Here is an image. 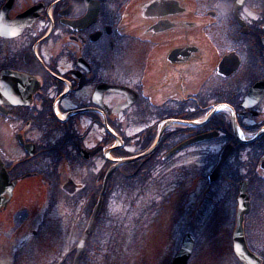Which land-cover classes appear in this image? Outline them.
I'll list each match as a JSON object with an SVG mask.
<instances>
[{
  "label": "flooded vegetation",
  "instance_id": "flooded-vegetation-1",
  "mask_svg": "<svg viewBox=\"0 0 264 264\" xmlns=\"http://www.w3.org/2000/svg\"><path fill=\"white\" fill-rule=\"evenodd\" d=\"M0 142L18 179L0 209V264H72L123 158L135 159L109 175L77 264L112 254L126 179L161 264L188 234L186 264H243L232 243L244 185L245 240L264 264V0H0ZM181 142L196 143L166 156ZM46 235L54 256L20 257ZM201 240L227 245L201 253Z\"/></svg>",
  "mask_w": 264,
  "mask_h": 264
},
{
  "label": "rangeland",
  "instance_id": "rangeland-1",
  "mask_svg": "<svg viewBox=\"0 0 264 264\" xmlns=\"http://www.w3.org/2000/svg\"><path fill=\"white\" fill-rule=\"evenodd\" d=\"M8 144H10V142H0V148L6 149L9 147ZM6 150L10 151V149ZM7 157L11 158L9 156ZM200 165L201 164H199V166ZM194 169L196 170V168H193V170ZM202 183L203 182L200 181L194 186H198L200 184L203 185ZM176 187H178V184H176ZM24 202L26 205V211H30L33 208L37 210L30 211V216L40 213V209L43 207V203H35L33 199H25ZM28 202H30L34 206L31 207L27 204ZM133 202H136L137 204L145 203L144 195L140 194L137 189H135L133 193L131 190H122V192H120L118 201L119 204L117 205L118 207L115 208L116 230L114 244L117 245V251L115 256L111 258L107 264H161V258L159 254L157 255L156 253L153 254L151 252L145 253L144 251H147V247L151 244L152 239L148 228L145 229L143 223L138 220V216H135L134 213L131 211L130 204L128 205V203ZM138 208L139 206L137 205V209ZM33 211H35L34 214H32ZM31 218L33 219V217ZM201 227H204L206 233L207 229L209 230V223L207 221L203 222V225H201ZM47 230L48 227L42 228L40 230V233L43 235L47 232ZM50 240L51 238L48 235L43 236L42 238H36L35 243H31V240V242H29L28 245L24 246V249L20 252V257L23 258L24 256L32 252H38L39 255L48 252L50 257L54 256L55 254L53 253V251H55L58 246L57 242H51ZM225 240L213 241L210 244L211 247L208 246L207 248L212 249L213 253L217 252L218 250H222L225 245H227ZM203 242L207 243L209 241L205 240ZM154 250L157 251L159 250V248L157 247ZM198 250L201 251V253L209 252L207 250H204L201 245L199 246ZM206 259L207 257L205 256L203 259L200 260V263L204 264ZM106 260L107 258L104 259V261Z\"/></svg>",
  "mask_w": 264,
  "mask_h": 264
},
{
  "label": "water",
  "instance_id": "water-1",
  "mask_svg": "<svg viewBox=\"0 0 264 264\" xmlns=\"http://www.w3.org/2000/svg\"><path fill=\"white\" fill-rule=\"evenodd\" d=\"M195 142H182L179 145H177L175 148H173L170 153H172L173 151L184 147L186 145L192 144ZM227 155V151L224 149L223 152L220 154V158H219V162L218 165H220V163L223 161V159L226 157ZM124 161H129V160H124ZM217 165V166H218ZM114 168H111L105 177V184H106V180L108 175L110 174V172L113 170ZM15 181H10L9 180V176L6 172V169L4 167L3 162L0 159V208H2V206H5L7 201L9 200V197L11 195L12 192V187L14 185ZM103 192V191H102ZM102 192L100 193L99 199L97 201V204L93 210V213L90 217L89 223L77 245V252L74 256L73 259V264H76L77 259L79 257L80 251L82 249L83 246V242L85 240V238L87 237V234L91 228L92 222L94 220V217L98 211L99 205L101 203V195ZM240 195H239V207H238V211H237V219H236V226L234 229V233H233V249L234 252L236 253V255L239 257L240 260H242L245 264H254L256 262V257L254 256V254H252L245 243L244 240V236H243V231H242V218H243V214L246 213L248 211V201L246 198V194L243 192V189L240 191ZM192 249V240L191 238L187 235L184 239V243L181 247V249L179 250V252L177 253V255L175 256L174 260L172 261V264H185L187 262V259L190 255Z\"/></svg>",
  "mask_w": 264,
  "mask_h": 264
},
{
  "label": "trees",
  "instance_id": "trees-1",
  "mask_svg": "<svg viewBox=\"0 0 264 264\" xmlns=\"http://www.w3.org/2000/svg\"><path fill=\"white\" fill-rule=\"evenodd\" d=\"M122 185L128 186L127 184H122Z\"/></svg>",
  "mask_w": 264,
  "mask_h": 264
}]
</instances>
